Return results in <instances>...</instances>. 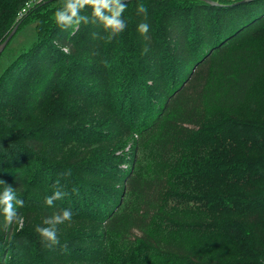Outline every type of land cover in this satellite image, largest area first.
Returning <instances> with one entry per match:
<instances>
[{
	"label": "trees",
	"instance_id": "16d2710c",
	"mask_svg": "<svg viewBox=\"0 0 264 264\" xmlns=\"http://www.w3.org/2000/svg\"><path fill=\"white\" fill-rule=\"evenodd\" d=\"M25 1L0 0V43L61 0L34 2L17 18ZM91 11L81 14L91 20ZM123 17L127 28L116 36L99 22L64 29L46 21L9 51L0 72V179L24 203L33 195L23 215L36 204L43 207L31 213L43 214L59 181L67 195L52 211L71 209L101 241L127 246L130 264H264V0H128ZM100 44L127 57L116 104L134 147L125 159L107 148L77 161L62 154L65 145L99 143L100 131L79 125L69 136L57 126L63 116L44 111L62 92L91 99L83 91L95 90L91 77L105 66ZM9 114L20 115L10 123ZM6 226L0 213V264H35L26 239L8 237Z\"/></svg>",
	"mask_w": 264,
	"mask_h": 264
},
{
	"label": "rangeland",
	"instance_id": "374dc122",
	"mask_svg": "<svg viewBox=\"0 0 264 264\" xmlns=\"http://www.w3.org/2000/svg\"><path fill=\"white\" fill-rule=\"evenodd\" d=\"M43 5V7H40L21 21L16 33L9 40L4 51L0 53V72L4 67L6 55L9 54L11 49L24 46L34 38L35 32L40 29L41 25L46 21L55 20L54 12L61 5V1H52ZM17 18H20L18 13ZM103 39L105 41L114 39L115 46L120 43V39L116 40V38L111 36H108L107 39L104 35ZM100 45L96 48L99 53L98 58L105 66L101 65L94 70V72L98 73V77H91L95 90L98 91L84 88L83 95H92V97L89 100L85 97V99L80 97L81 100L79 102L73 101L68 95L69 93H59L44 111L46 118L63 116L57 122V126L61 125L60 129L68 132L69 136L74 135L75 131L81 130V128H78L79 125L87 126L83 130L100 131L99 143L98 141H87L85 143L74 141L68 146L65 145L62 154L67 157H74L77 161L85 157L88 158L89 153L92 151L96 153L98 150H106L107 148H109L108 151L125 159L129 156V151H132L134 147L133 136L124 129L126 124L125 118L122 116L124 114L119 112L116 104L118 92L122 89L120 83L123 81L122 72L125 68L124 65L127 64V57L118 56L119 48H113L112 52L111 44L109 49L104 44ZM101 48H104V50ZM258 86L261 89L264 87L262 84ZM8 105L9 103L5 107ZM13 106L15 105L13 104ZM16 109L20 108H7L10 113L16 111ZM19 115L9 114L7 119L11 123ZM60 148L61 146L59 145ZM35 203L33 202V195L28 194L23 207L19 208L20 221L6 226L9 232L8 237L14 233L26 239L27 252L30 253L29 255L35 264H130L131 260L128 249H126L127 246L116 243L105 235L101 241L95 233L97 227L91 226L89 222L82 223L74 218L70 224L66 222L58 225L60 245L51 248L45 247L35 228L37 226H47L44 225L43 221L51 217L55 212L52 211V207H44L47 209L43 214H33L31 213L33 209L40 210L43 207L40 204H36L35 208L23 215L21 210ZM79 226L81 229H78ZM33 248L35 251L32 250Z\"/></svg>",
	"mask_w": 264,
	"mask_h": 264
},
{
	"label": "clouds",
	"instance_id": "9594fccd",
	"mask_svg": "<svg viewBox=\"0 0 264 264\" xmlns=\"http://www.w3.org/2000/svg\"><path fill=\"white\" fill-rule=\"evenodd\" d=\"M128 5V0H61V5L54 12V19L58 26L67 29L69 27H78L81 23L99 22L108 30L111 36H116L124 32L127 28L126 20L123 17ZM85 7L91 8V20L88 16L82 15ZM137 14L142 15L147 20V7L143 3H139L136 8ZM150 26L146 22L138 25L137 31L142 36H147ZM148 49H144L147 54ZM70 175V172L68 173ZM3 191L0 192V213L4 217L6 225H12L19 222L21 217L18 208L23 207L24 201L17 196V191L12 186L0 179ZM67 193L61 190L59 181L56 182L55 192L45 198L44 203L52 207L54 201L62 199ZM74 213L71 209H62L60 212L54 213L51 217L46 218L43 223L47 226H37L35 231L41 237V242L45 247L51 248L60 245L58 235V225L71 223ZM66 246V245H65Z\"/></svg>",
	"mask_w": 264,
	"mask_h": 264
},
{
	"label": "built area",
	"instance_id": "2783aa9c",
	"mask_svg": "<svg viewBox=\"0 0 264 264\" xmlns=\"http://www.w3.org/2000/svg\"><path fill=\"white\" fill-rule=\"evenodd\" d=\"M38 1H41V0H26L24 4L22 5V7L19 9L18 16L21 17L26 12L28 7H30L31 4H33L34 2H38Z\"/></svg>",
	"mask_w": 264,
	"mask_h": 264
},
{
	"label": "water",
	"instance_id": "95a60500",
	"mask_svg": "<svg viewBox=\"0 0 264 264\" xmlns=\"http://www.w3.org/2000/svg\"><path fill=\"white\" fill-rule=\"evenodd\" d=\"M17 25H15L12 30L8 33V35L5 37V39L0 43V51L4 48L5 44L7 43V41L9 40V38L11 37V35L13 34V32L15 31Z\"/></svg>",
	"mask_w": 264,
	"mask_h": 264
}]
</instances>
